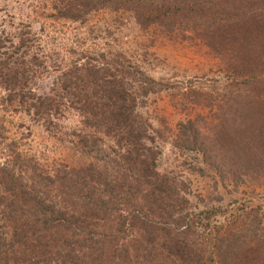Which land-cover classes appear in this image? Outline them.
I'll list each match as a JSON object with an SVG mask.
<instances>
[{
  "label": "trees",
  "instance_id": "trees-1",
  "mask_svg": "<svg viewBox=\"0 0 264 264\" xmlns=\"http://www.w3.org/2000/svg\"><path fill=\"white\" fill-rule=\"evenodd\" d=\"M48 3L54 19L71 23L124 6L142 27H191L226 59L217 95L202 93L212 116L182 120L166 138L218 197L190 200L186 180L157 168L160 133L142 109L169 84L120 52L64 64L38 48L30 26L12 33L0 23V111L48 131L75 113L77 145L92 158L47 168L1 134L0 264H264V206L234 195L264 182V0ZM44 78L51 86L39 92Z\"/></svg>",
  "mask_w": 264,
  "mask_h": 264
},
{
  "label": "rangeland",
  "instance_id": "rangeland-1",
  "mask_svg": "<svg viewBox=\"0 0 264 264\" xmlns=\"http://www.w3.org/2000/svg\"><path fill=\"white\" fill-rule=\"evenodd\" d=\"M48 4V0H0V7L6 8L0 9V23L12 33L30 26L29 30L41 42L38 48L47 50L49 57L64 64L77 63L81 58L88 60L91 55L120 52L127 64L141 67L156 80L169 84L165 92L148 99L142 109L160 133L155 139L157 168L162 172L174 171L186 180L190 185V200L199 195L217 200L213 182L185 169L184 159L166 138H170L182 120L212 116L202 93L209 91L212 96L217 95L215 90L220 80L216 79L226 59L218 57L200 38L192 35L188 31L191 27L173 26L171 31L162 26L142 27L124 6L95 11L83 23H71L54 19ZM50 86L51 78H44L38 82L37 89L44 92ZM79 131V118L73 112L60 115L48 131L24 113L0 111V139L4 134L6 139L17 140L23 153L34 156L47 168L58 164L77 168L92 161L77 145ZM239 188L234 194L236 198H247L264 206V182H246ZM229 189L220 196L227 199Z\"/></svg>",
  "mask_w": 264,
  "mask_h": 264
}]
</instances>
